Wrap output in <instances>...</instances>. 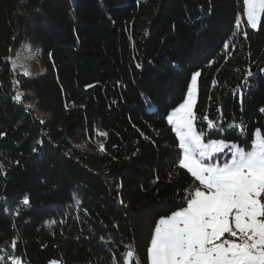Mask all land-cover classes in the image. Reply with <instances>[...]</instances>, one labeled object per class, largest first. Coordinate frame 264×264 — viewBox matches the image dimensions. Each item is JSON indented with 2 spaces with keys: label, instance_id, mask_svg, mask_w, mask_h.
Instances as JSON below:
<instances>
[{
  "label": "trees",
  "instance_id": "trees-1",
  "mask_svg": "<svg viewBox=\"0 0 264 264\" xmlns=\"http://www.w3.org/2000/svg\"><path fill=\"white\" fill-rule=\"evenodd\" d=\"M197 71L205 141L250 150L264 17L251 29L243 0H0V249L23 264H124L129 250L148 264L159 219L199 187L166 120Z\"/></svg>",
  "mask_w": 264,
  "mask_h": 264
},
{
  "label": "snow or ice",
  "instance_id": "snow-or-ice-1",
  "mask_svg": "<svg viewBox=\"0 0 264 264\" xmlns=\"http://www.w3.org/2000/svg\"><path fill=\"white\" fill-rule=\"evenodd\" d=\"M243 12L251 29L258 30L264 0H243ZM252 75L249 69L245 80ZM200 76L199 71L191 76L186 98L166 116L182 150L179 167L198 181L199 187L186 198V207L159 219L147 248L148 264H264V134L256 130L250 150L225 139L205 142V131L197 129L194 111ZM203 119L209 131H224L207 116ZM230 127L244 131L242 124ZM226 149L221 163L216 157ZM22 202L27 205L29 199ZM16 244L13 238V253ZM0 253H4L0 254V264L6 259L8 264H23L20 257L8 255L5 249ZM124 255V264H131L133 251ZM50 264L59 262L52 260Z\"/></svg>",
  "mask_w": 264,
  "mask_h": 264
},
{
  "label": "rangeland",
  "instance_id": "rangeland-1",
  "mask_svg": "<svg viewBox=\"0 0 264 264\" xmlns=\"http://www.w3.org/2000/svg\"><path fill=\"white\" fill-rule=\"evenodd\" d=\"M191 83V82H190ZM190 86V85H189ZM186 95H187V93H186ZM186 98V97H185ZM205 142H208V141H205ZM226 155V154H225ZM225 155L224 154H222V156H218V157H216L217 159H219V161L222 163L223 161H224V159H225Z\"/></svg>",
  "mask_w": 264,
  "mask_h": 264
}]
</instances>
